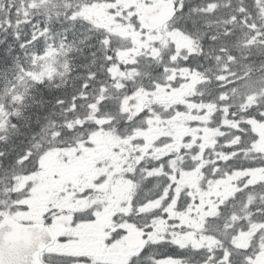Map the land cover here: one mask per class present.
Returning <instances> with one entry per match:
<instances>
[{
  "label": "snow or ice",
  "instance_id": "snow-or-ice-1",
  "mask_svg": "<svg viewBox=\"0 0 264 264\" xmlns=\"http://www.w3.org/2000/svg\"><path fill=\"white\" fill-rule=\"evenodd\" d=\"M0 264H264V0H0Z\"/></svg>",
  "mask_w": 264,
  "mask_h": 264
}]
</instances>
